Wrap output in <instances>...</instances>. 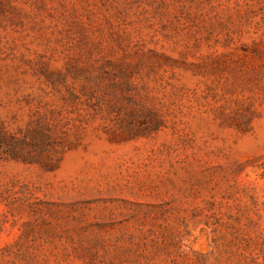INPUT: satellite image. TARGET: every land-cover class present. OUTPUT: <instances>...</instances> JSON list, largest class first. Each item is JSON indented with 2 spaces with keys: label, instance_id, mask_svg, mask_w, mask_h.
Wrapping results in <instances>:
<instances>
[{
  "label": "rangeland",
  "instance_id": "374dc122",
  "mask_svg": "<svg viewBox=\"0 0 264 264\" xmlns=\"http://www.w3.org/2000/svg\"><path fill=\"white\" fill-rule=\"evenodd\" d=\"M0 264H264V0H0Z\"/></svg>",
  "mask_w": 264,
  "mask_h": 264
}]
</instances>
